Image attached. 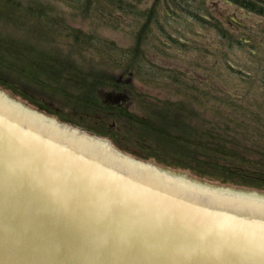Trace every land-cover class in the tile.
Listing matches in <instances>:
<instances>
[{"label":"water","instance_id":"obj_1","mask_svg":"<svg viewBox=\"0 0 264 264\" xmlns=\"http://www.w3.org/2000/svg\"><path fill=\"white\" fill-rule=\"evenodd\" d=\"M0 264H264V193L146 163L0 88Z\"/></svg>","mask_w":264,"mask_h":264},{"label":"trees","instance_id":"obj_2","mask_svg":"<svg viewBox=\"0 0 264 264\" xmlns=\"http://www.w3.org/2000/svg\"><path fill=\"white\" fill-rule=\"evenodd\" d=\"M240 3L264 17V1ZM160 4L158 1L156 12L154 8L143 11L138 2L128 0H0V87L42 110L59 113L71 109L79 124L104 130L116 123L129 134L125 138L134 141L119 147L138 158L153 159L163 167L187 171L212 183L264 190V82L259 96L243 98L216 95L211 87L182 85L193 93L191 97L144 103L148 108L141 116L102 103L98 93L116 84L113 71L106 72L105 65L85 71L78 65L85 64V48H101L102 43L73 27L64 17L63 5L71 8L72 17L81 11L97 19L115 12L138 17L144 22L139 36L142 43L146 31L152 34V24L159 21ZM184 12L188 18H196L189 9ZM217 31L229 43L234 42V36L222 26ZM115 51L113 68L118 65L124 73L135 71L164 82L167 79L161 72L181 76L161 67L156 73L133 50L132 54ZM131 56L127 62L126 57Z\"/></svg>","mask_w":264,"mask_h":264},{"label":"rangeland","instance_id":"obj_3","mask_svg":"<svg viewBox=\"0 0 264 264\" xmlns=\"http://www.w3.org/2000/svg\"><path fill=\"white\" fill-rule=\"evenodd\" d=\"M152 1L153 0H128V3L134 4L138 2V8L145 11L151 9L153 3L155 2ZM162 6L163 3H161L159 21L151 26L152 32L155 36L148 33V31L145 33L146 36L148 35L146 37L147 47L145 50L148 51L150 58V61L147 60V62L152 70L156 73L158 72V67L167 70H175L181 74V76L177 75L178 78L184 79L183 81L187 79L191 83H196L199 87H205L207 89L208 87H211L216 95L225 94L234 98H243L247 96V94L259 96L262 93L261 90L264 77L261 76V73L264 70V59L258 56L255 58L250 57L248 48L244 45L237 44L238 40L236 36L234 37L233 43H229L226 37H224V40H219L217 38V36H219L217 34L218 27L222 26L226 30L230 29V27L224 23V20H230L229 15L233 12L232 7L225 5L221 0H205L204 8H206L208 13L204 14V16H206L208 20H199L200 23H203H201V25L193 26L194 30L191 34L194 36L190 39L184 34L187 26L184 24L185 20L178 18L177 15L174 14L173 10H168L167 12L162 8ZM62 9L66 12L64 17L69 20V23L73 27L80 29L87 37L94 38L102 43L101 48H98V46L97 48L93 47L92 49L85 48L82 53V58L84 59V61H82L85 64H80L78 62V65L85 71H89L90 68L98 70L102 68L101 65H105V70H107L106 72L110 73L113 71L114 78L116 80L119 79L121 77L120 75L124 73L122 71L124 69H120L118 65L117 68H113L112 63L116 58V51H113L118 49L119 51L133 50L134 52H138V45L141 43L139 36L140 33L143 32L144 28L143 20L138 17H134L131 14H120L119 12H115L112 16L105 14L101 19H97V17H94L92 13L83 11H81L80 14H74L72 17L74 12L71 11L70 7L63 5ZM242 14L243 12L239 14L240 19ZM169 16H174L177 19L172 20V17ZM155 17H158V15H155ZM179 22H183V24L175 26L176 23ZM258 23L264 25V20H262L260 16H253V18L246 23V28H250L249 32H252V26L259 28ZM161 28L166 30L165 33L161 31ZM175 28H182V30L178 32ZM260 32L261 37L259 36L258 40L260 38H264V31ZM258 33L259 32H257L256 35ZM247 35L249 34H246L245 36ZM171 36H174L176 39L181 38L182 41L184 40L185 43L189 45L188 49H186V51L179 50L180 53L176 54L178 47H176L175 43H178V41L170 40ZM167 40H169L168 42L172 44L171 49L165 43ZM156 45L159 46L161 50H159ZM199 46L207 49L202 64H200L197 59V56L200 55L199 52H196ZM193 59H197L196 63L199 65L195 64V60L192 62ZM127 60H132V56ZM128 77V73L123 76L124 79H127ZM162 78L165 79L164 77ZM133 79L134 87L138 91L150 93L151 98H149L150 100L141 99L142 101L139 98L135 99L131 112L146 115V108L148 107L147 105H144V101L160 102L184 99V96L180 94V89L178 87H173L169 83L166 84V82L162 79L153 80V78L151 79V76L147 77L142 74L136 75ZM0 88L15 96L4 88ZM111 91L112 88L105 87L102 92L105 94L110 93ZM17 98L31 105L22 98ZM31 106L43 113L66 117V123L87 127L108 135L112 137V143L118 142L119 145H128L134 142L128 141L125 138V136L129 138V134L126 133V130L120 131L116 123L109 126H114L113 131H111L109 127L104 130H99L98 128L87 125L86 123L79 124L76 115L71 116V113L73 112L71 109L63 108V112L54 113V111L50 112L42 110L39 106ZM58 106L60 107V105ZM54 108L58 109V107ZM117 133H119L120 136L116 135ZM122 150L125 151L124 149ZM140 153L142 152L140 151ZM152 161L155 160L148 159L146 160V163ZM157 166L161 165L157 164ZM177 171L191 174L187 171ZM251 190L264 193V190Z\"/></svg>","mask_w":264,"mask_h":264},{"label":"flooded vegetation","instance_id":"obj_4","mask_svg":"<svg viewBox=\"0 0 264 264\" xmlns=\"http://www.w3.org/2000/svg\"><path fill=\"white\" fill-rule=\"evenodd\" d=\"M158 1H159V3H160V1H161V3H163L162 8L165 9L167 12H168V10H170V11L173 10L174 14L177 15L178 18H182L185 20L184 24H186L187 26L185 28L184 34L186 36H188L190 39H191V37L194 36L193 34H191V32L194 30L193 26L201 25V23H203V22L200 23L199 19L201 18L202 21L208 20V18L206 16H204V14L208 13L206 8H204L205 0H153L152 2H154V3H153V6L151 7V9L154 8V10H156V4ZM221 1L225 5L233 8V12L229 15L230 20H228V19L224 20V23H226V25H228L230 27L229 30L227 29V32L229 34L233 35L234 37L236 36L237 40L239 42H242L243 45L248 48L250 57L255 58L256 56H258V57L264 59V54H263L264 53V38H260L258 40V37L259 36L261 37L260 31H264V25L258 23L259 28H257L256 26H252V32H249L250 28H248V29L246 28V23L251 18H253V16H256L257 14H255L254 12L248 11L247 9L242 7L241 3H240L241 1H237V0H221ZM238 3H240V4H238ZM157 9H161V4ZM185 9H189L190 12L196 14V18H188L187 14H186L187 12H184ZM156 12H157V10H156ZM241 12H243V14H242L241 19H240L239 14ZM257 16H259V15H257ZM169 17H172V20L177 19L174 16H169ZM260 18L262 20H264L263 16H260ZM182 24H183V22H179V23H176L175 26H180ZM202 28H203V25H202ZM175 30L180 32V30H182V28H175ZM254 30H256V31H254ZM161 31H163L165 33L166 30L164 28H161ZM150 32H152V28L150 29ZM257 32H259V33L256 35ZM164 33H161V34H164ZM217 34L219 35V36H217V38L219 40H224L225 36L223 37L222 35H220L218 33V31H217ZM246 34H249V35L245 36ZM152 35L155 36L153 34V32H152ZM156 36H158V35H156ZM146 37L143 39L142 43H140L138 45V48H139L138 49V54H139L138 57L140 59L144 60L143 62H145V63L147 62V60L150 61L149 53H148V51L145 50V48L147 47L146 46ZM244 37H246V38H244ZM170 40L178 41V43H175L176 47H178L176 54L180 53L179 50L186 51V49H188L189 45L186 44L184 40L182 41L181 38L176 39L174 36H171ZM168 41L169 40H167L165 43L171 49L172 44L169 43ZM157 47L159 48V46H157ZM159 50H161V49L159 48ZM206 50L207 49H204L203 47H200V46L196 50V52L200 53V55H198V56L196 55L200 64H202V61H204ZM128 53H129V51H128ZM130 53H131V50H130ZM126 58H129V57H126ZM197 59H193L192 62H194V60H195V64L199 65L198 63H196ZM127 62H129V60H127ZM125 74L126 73L120 75L121 77L116 80V84L112 88V91L110 93L104 94L101 91L98 93V95H99L102 103H104L106 106L117 107L118 109H122L128 113V112L132 111L131 109H132V105H133V102L135 99L139 98L140 100L141 99L142 100H147V99L150 100L149 98H151V95H150V93H147V92L138 91L134 87V81H133L134 79L133 78L137 75L135 73V71L128 72L129 77L127 79L123 78V76ZM159 74H160V76L166 77V79H167L166 84L169 83L173 87H179V89L182 91V92H180L181 95L186 96V97H191L193 95V93L191 91H188V88L187 89L181 88V86L182 85L186 86V87H190L192 85L197 86L196 83H191L187 79L185 81H183L184 79L178 78L176 73L173 74V73L161 72ZM201 88L207 89L205 87H201ZM147 102L148 101H144L143 103H147ZM151 102L155 103L154 101H150V102H148V104H152ZM141 116H143V114H141ZM113 128H114V126H112L110 128V130L113 131Z\"/></svg>","mask_w":264,"mask_h":264}]
</instances>
